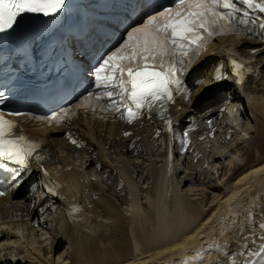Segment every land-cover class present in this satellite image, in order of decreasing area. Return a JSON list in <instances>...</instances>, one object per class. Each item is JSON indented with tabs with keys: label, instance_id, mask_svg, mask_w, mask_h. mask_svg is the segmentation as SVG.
Returning a JSON list of instances; mask_svg holds the SVG:
<instances>
[{
	"label": "bare ground",
	"instance_id": "6f19581e",
	"mask_svg": "<svg viewBox=\"0 0 264 264\" xmlns=\"http://www.w3.org/2000/svg\"><path fill=\"white\" fill-rule=\"evenodd\" d=\"M31 18L25 14L16 26ZM200 53L193 69L205 79L192 99L182 96L172 108L176 142L166 131L157 136L164 126L152 116L128 123L87 106L63 125L14 119L18 131L40 143L51 181L60 187L48 191L53 185L35 161L19 169L14 194L0 197V264H230L210 245L236 253L239 264L245 245L258 250L264 243L256 238L264 222V160L249 143L254 139L264 153V39L229 33ZM230 55L252 69L243 83L235 81ZM217 69L224 78L214 81ZM203 103L209 105L195 112ZM232 111L236 124L225 117ZM193 117L199 126L188 136L197 135L192 141L198 146L190 141L183 149L180 132ZM185 151L190 160L182 158ZM122 190L131 201L129 216L108 194L123 203ZM188 198L207 202V212ZM197 252L205 254L202 261Z\"/></svg>",
	"mask_w": 264,
	"mask_h": 264
},
{
	"label": "snow or ice",
	"instance_id": "6c2138e0",
	"mask_svg": "<svg viewBox=\"0 0 264 264\" xmlns=\"http://www.w3.org/2000/svg\"><path fill=\"white\" fill-rule=\"evenodd\" d=\"M65 6L66 0H0V33L12 30L25 14L55 16ZM141 7L144 22L127 30L126 38L100 57L90 70L96 91H89L88 96H95L97 100L106 98L108 107L115 109L120 118L128 123L144 115L151 118L155 113L165 120V128L158 129L157 136L161 131H166L173 134L175 139L169 108L176 102L177 94L190 100L192 92L202 83L198 80L194 87H189L179 78L178 73L185 70L187 55L193 46H198L205 33L211 36L213 29L227 25L242 27L264 39V19L252 18L254 13L264 14V0H169L167 4H159L158 0H145ZM173 54L177 57L179 68L171 63L165 67L162 59L157 65L158 58ZM228 60L238 82L243 83L245 73L252 72V69L231 55ZM223 78L224 74L217 69L213 80ZM5 102L6 98L0 96V105ZM23 115L26 113L21 111L7 113V116ZM67 117L68 111L65 110L50 119L63 123ZM18 129L17 122L6 118L5 112L0 111V170L9 163L18 169L27 170L35 161L53 185L48 191L55 194L60 186L51 181L50 173L43 163L45 157L39 153L40 143ZM68 135L71 139V134ZM124 135L131 134L126 132ZM187 137L188 132L185 131L181 138L183 149L190 143ZM71 142L82 146L75 139H71ZM8 179L11 187L19 186L20 172L10 175ZM6 191L0 190V196H4ZM259 228L262 234L256 238L264 240V222L259 224ZM209 248L222 252L230 264H238L236 253L230 254L225 247L218 245H210ZM204 255L203 252H197L195 259L202 261ZM238 255L244 257L239 264H264V243L255 251L245 245V250ZM183 264H192V261L185 259Z\"/></svg>",
	"mask_w": 264,
	"mask_h": 264
},
{
	"label": "rangeland",
	"instance_id": "374dc122",
	"mask_svg": "<svg viewBox=\"0 0 264 264\" xmlns=\"http://www.w3.org/2000/svg\"><path fill=\"white\" fill-rule=\"evenodd\" d=\"M227 84V83H226ZM234 88H236V86L234 87ZM225 110L226 109H224V112H225ZM106 117H109L108 115H106L105 114V116H103V118H106ZM37 121V120H36ZM40 124H44V123H42V122H40ZM46 124V123H45ZM50 126V125H49ZM56 126V125H55ZM57 126H61V125H57ZM52 127V126H51ZM63 127V126H62ZM200 141V140H199ZM261 143H262V141H261ZM202 144V143H201ZM200 144V146L202 147V149H203V151H204V149H206V145H201ZM206 144H208V143H206ZM194 146H198V145H194ZM215 146H216V144H215ZM249 147H250V150L251 151H253L254 152V154H256L257 156H259V157H261L263 160H264V153L262 152V150H260V148L254 143V139L249 143ZM156 148V147H155ZM157 148H159V151H163V153H164V151H165V148H163V147H157ZM198 148V150H200L199 148L200 147H197ZM201 153H203V152H201ZM187 158H189V160L191 159V157H189L188 155H187ZM244 158H246V156H244ZM185 161H186V159H185ZM200 161V160H199ZM194 162H195V160H194ZM197 164H198V159H197ZM203 163H204V160H203ZM159 166H161V164H158ZM246 172V167H243L242 169H240L239 171H237L236 172V174L234 175V179L235 178H238L239 179V177H240V175H242L243 173H245ZM206 177H207V175H206ZM100 179V178H99ZM142 186V185H141ZM139 193L141 194V196H144V201H148V198H147V195H146V193L144 192V191H139ZM109 194V196L111 197V198H113V200H114V202L117 204V205H119V204H121V208L123 207V213L126 215L127 213V216H129L130 214H131V201H130V198H129V196L127 195V193L126 192H124L123 190H122V192H119L118 193V195L119 196H122V198H123V203H120V201L118 200V198L116 197V195L117 194H115L114 192H112V194L111 193H108ZM189 199V201H191L199 210H201V211H203V212H207V207L205 206L206 204H207V202H205L204 204H202V203H200V202H198L197 200H193V199H190V198H188ZM197 201V202H196ZM200 203V204H199ZM199 206H201V207H199ZM130 210V211H129ZM47 217H49L48 215H47ZM45 231H47L48 232V230H45ZM220 238H222V236L220 237ZM143 239V238H142ZM141 239V240H142ZM66 241V240H65ZM143 241V240H142ZM144 242V241H143ZM141 244H143V243H141ZM63 246H66V245H64L63 244ZM144 246V245H143Z\"/></svg>",
	"mask_w": 264,
	"mask_h": 264
}]
</instances>
